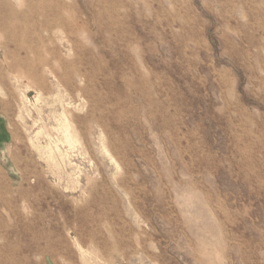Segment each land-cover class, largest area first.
<instances>
[{"label":"rangeland","instance_id":"rangeland-1","mask_svg":"<svg viewBox=\"0 0 264 264\" xmlns=\"http://www.w3.org/2000/svg\"><path fill=\"white\" fill-rule=\"evenodd\" d=\"M0 264H264V0H0Z\"/></svg>","mask_w":264,"mask_h":264},{"label":"bare ground","instance_id":"bare-ground-1","mask_svg":"<svg viewBox=\"0 0 264 264\" xmlns=\"http://www.w3.org/2000/svg\"><path fill=\"white\" fill-rule=\"evenodd\" d=\"M64 130H65V134H66L67 139L70 140V135H69V133H70V126L65 124L64 125ZM39 134H40V132L37 133V136H39ZM36 148L38 150H41L42 149V146L41 145H37ZM48 150H49L50 155L52 156V150L50 148H48ZM76 184L79 185V182H77Z\"/></svg>","mask_w":264,"mask_h":264}]
</instances>
